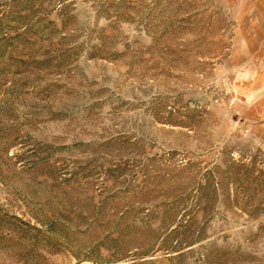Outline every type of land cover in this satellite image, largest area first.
Instances as JSON below:
<instances>
[{
	"label": "rangeland",
	"instance_id": "1",
	"mask_svg": "<svg viewBox=\"0 0 264 264\" xmlns=\"http://www.w3.org/2000/svg\"><path fill=\"white\" fill-rule=\"evenodd\" d=\"M0 264H264L250 0H0Z\"/></svg>",
	"mask_w": 264,
	"mask_h": 264
},
{
	"label": "crops",
	"instance_id": "2",
	"mask_svg": "<svg viewBox=\"0 0 264 264\" xmlns=\"http://www.w3.org/2000/svg\"><path fill=\"white\" fill-rule=\"evenodd\" d=\"M253 3L254 10L258 14V19L264 24V0H250Z\"/></svg>",
	"mask_w": 264,
	"mask_h": 264
}]
</instances>
